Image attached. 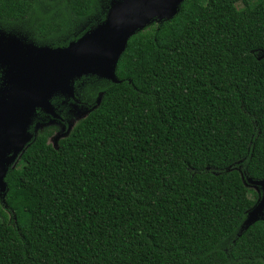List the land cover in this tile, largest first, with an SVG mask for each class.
I'll use <instances>...</instances> for the list:
<instances>
[{
    "label": "trees",
    "instance_id": "obj_1",
    "mask_svg": "<svg viewBox=\"0 0 264 264\" xmlns=\"http://www.w3.org/2000/svg\"><path fill=\"white\" fill-rule=\"evenodd\" d=\"M109 8L0 0V27L65 47ZM263 53L264 0H185L137 31L118 82L83 76L90 112L57 146L37 129L8 171L0 264H264V218L243 230L264 179Z\"/></svg>",
    "mask_w": 264,
    "mask_h": 264
},
{
    "label": "water",
    "instance_id": "obj_2",
    "mask_svg": "<svg viewBox=\"0 0 264 264\" xmlns=\"http://www.w3.org/2000/svg\"><path fill=\"white\" fill-rule=\"evenodd\" d=\"M185 0H112L106 19L65 47L38 46L0 29V193L5 178L35 136L30 130L39 109L58 118L55 94L75 98L85 75L118 82L116 65L129 39L153 20H170ZM264 56V54H263ZM100 102V100H99ZM250 182L261 193L243 230L264 218V179Z\"/></svg>",
    "mask_w": 264,
    "mask_h": 264
},
{
    "label": "rangeland",
    "instance_id": "obj_3",
    "mask_svg": "<svg viewBox=\"0 0 264 264\" xmlns=\"http://www.w3.org/2000/svg\"><path fill=\"white\" fill-rule=\"evenodd\" d=\"M111 5H112V0H110V7H111ZM87 20H90V19H87ZM82 26L79 28L80 30L82 29ZM32 28H33V26H28L26 24L16 26L14 28L7 29V30L4 27L3 28L0 27L1 30L5 31L7 33L16 34L17 36L24 38L28 42H32L34 44H37L36 41L30 35V30ZM91 29H93V28H90L89 30H91ZM61 37H64L65 39H67L69 37V35L65 34ZM60 39H62V38H60ZM52 44L53 43H50L47 45L45 44V45L50 46V47H55ZM100 79H102V78H100ZM77 80H80V79H77ZM79 82H81V83H79V85L75 86V93H76L75 98H68L67 96L55 94V95H59L60 98H58L55 102H53V104L56 108V111L59 113L60 116H62L63 119L55 118V117L47 114L46 112H44L41 109H39L37 111V114L35 115V118H34V121L32 124L33 129H35L33 132H35L37 129H40L44 126H50V125L56 126L57 129H56L55 133L52 135V137L50 138V142L54 146H57L58 141L61 138H63L64 136H66L69 133V131L72 129V127L76 124V122L79 121L80 119H82L83 117H85L91 110V108L89 106L82 103V100H85V101L86 100L87 101L93 100L92 97H93L94 93H90V89L87 86H84L85 83H83L82 80H80ZM55 95H53V96H55ZM53 96H52V98H53ZM52 98H51V100H52ZM99 100H100V96H98V99L96 100L97 103L95 105L98 104ZM22 155H23V153L20 155L21 157L18 158L19 160L22 158ZM18 162L19 161L17 160L15 166H17ZM248 185H250V187H252V188H256L252 183L248 184Z\"/></svg>",
    "mask_w": 264,
    "mask_h": 264
},
{
    "label": "flooded vegetation",
    "instance_id": "obj_4",
    "mask_svg": "<svg viewBox=\"0 0 264 264\" xmlns=\"http://www.w3.org/2000/svg\"><path fill=\"white\" fill-rule=\"evenodd\" d=\"M36 45H38V46H46L45 44H36ZM3 81H4V74H3V69L0 67V87H2V84H3ZM58 118H60V119H63L62 118V116H60V117H58ZM53 126H55V125H53ZM30 130L33 132L35 129H33V127H32V125L30 126ZM56 131V130H55ZM36 132V131H35ZM34 133V132H33ZM52 137V136H51ZM50 137V138H51ZM19 161V160H18ZM0 197H2V194L0 193Z\"/></svg>",
    "mask_w": 264,
    "mask_h": 264
}]
</instances>
